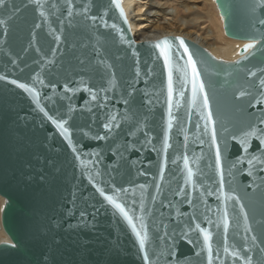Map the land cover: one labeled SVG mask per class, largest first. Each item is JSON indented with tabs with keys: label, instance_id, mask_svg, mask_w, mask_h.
<instances>
[{
	"label": "water",
	"instance_id": "1",
	"mask_svg": "<svg viewBox=\"0 0 264 264\" xmlns=\"http://www.w3.org/2000/svg\"><path fill=\"white\" fill-rule=\"evenodd\" d=\"M214 1L236 59L122 0H5L0 264H264V0Z\"/></svg>",
	"mask_w": 264,
	"mask_h": 264
},
{
	"label": "bare ground",
	"instance_id": "2",
	"mask_svg": "<svg viewBox=\"0 0 264 264\" xmlns=\"http://www.w3.org/2000/svg\"><path fill=\"white\" fill-rule=\"evenodd\" d=\"M209 3L211 2L214 6V11L211 13L209 11L208 13V19L212 22L214 18L216 17L218 19V32L219 37H217L213 30L208 29L207 31H204L203 33L197 34L195 37H191L192 34H186L187 37L192 40H195L199 42L201 45L202 42H207V47L215 56L221 57L227 60H233L236 59L239 54L238 50L243 45L244 41L230 38L225 35L224 29H223V21L221 19L219 10L217 8V5L214 0H203V3ZM123 7L127 13V17L129 19L131 29L133 31V34L135 38L143 40V39H156L166 34H175L171 32H167L164 34L163 31H161L158 27L161 24H164L165 26L170 27H178V30L182 29H188L192 25L187 19L182 18L179 16V11L177 9V6L168 8H162L159 6L158 1L156 0H122ZM189 5V2H187ZM185 1H182L180 3L181 7H183L185 10H190V8H195L193 5H187ZM148 4V8H146L145 11H143L145 5ZM166 9V10H165ZM193 11V10H192ZM191 12V11H190ZM166 14H169L170 17H164ZM146 15V17H143ZM155 15V16H154ZM154 16V17H153ZM196 33V32H195ZM183 36V35H181ZM185 36V37H186ZM4 204V198L0 195V241L8 240V236L5 233V231L2 228L1 225V207Z\"/></svg>",
	"mask_w": 264,
	"mask_h": 264
},
{
	"label": "rangeland",
	"instance_id": "3",
	"mask_svg": "<svg viewBox=\"0 0 264 264\" xmlns=\"http://www.w3.org/2000/svg\"><path fill=\"white\" fill-rule=\"evenodd\" d=\"M138 1H141V0H138ZM156 1H158L159 6L162 8H168V6H170V7H172V6L176 7L177 6V9L179 11V16L187 19L192 25H195V26H191L188 29L184 28L182 30H178V27H174V26L170 27V26H165L164 24H161V25H159L158 28L161 31H163L164 34H166L169 31L171 33L175 32V34L186 36V34H188V32H190L189 34H192L191 37L192 36L195 37L197 34H199V32L203 33L204 31L211 29V30H213V33L217 37H219L218 19L215 17L212 22L208 19L209 11H211V13L214 11V6L211 2L203 3V0H156ZM182 1H185V3L189 2V5H193L195 8H190V10H185L180 5V3ZM187 5H188V3H187ZM146 8H148V4L145 5V7L143 8L144 9L143 11H145ZM170 16H169V14H166V16L163 15L162 21L164 22V17L166 18V17H170ZM143 17H146V15H144ZM202 44H204L205 46L208 47L207 42L203 41Z\"/></svg>",
	"mask_w": 264,
	"mask_h": 264
},
{
	"label": "snow or ice",
	"instance_id": "4",
	"mask_svg": "<svg viewBox=\"0 0 264 264\" xmlns=\"http://www.w3.org/2000/svg\"><path fill=\"white\" fill-rule=\"evenodd\" d=\"M31 2L35 3V4L37 5V7H41L40 0H31ZM4 3H5V0H0V7H2V6L4 5ZM117 6H119V4H117ZM121 13L123 14V10H122V9H121ZM40 15H41V16H44L45 13H44L43 11H41V12H40ZM3 23H4V21H3V20H0V24H3ZM163 43H164V44H167L168 42H167V41H164ZM181 44H183V41H181ZM255 46H256V45L253 44V43L246 44V45L244 46V50L247 52L249 49H252V48H254ZM156 47H162V45L157 44ZM193 71L195 72V65H194V64H193ZM197 74H198V73H197ZM261 83L264 84V81H261ZM21 87H24V85H21ZM200 88H201V90H203V84L200 85ZM171 92H172V80H171V71H170V72H169V94H170V95H171ZM241 95H244V93L242 92ZM205 101H207V97H206V96H205ZM209 115H210V114H209ZM262 122H264V121H262ZM59 126H60V127H63L62 124L59 125ZM105 127H108V125H105ZM245 135L248 136V137H250V136H254V135H256V133H255V131H252V132H248V133H246ZM213 136H215V131H213ZM261 143H264V140H261ZM241 144L247 146V140H246V139H245V140H242V141H241ZM219 155H220V154H219V149H217V158H218V159H219ZM249 162H251V161H249ZM108 199H109L110 201L112 200L111 197H108ZM115 206H116L117 208H119L120 211L123 212L125 216H127V212H125L124 208H123L121 205L116 204ZM129 221H131V218H130V217H129ZM137 235L139 236L140 234L137 233ZM145 239H146V237H144V236H141V237H140V244H141L142 247H143V245H144V243H145ZM205 239H208L207 234H205ZM145 259H147V255H145Z\"/></svg>",
	"mask_w": 264,
	"mask_h": 264
}]
</instances>
